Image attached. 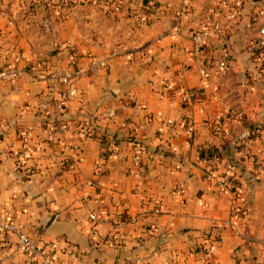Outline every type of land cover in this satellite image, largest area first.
<instances>
[{
	"label": "crops",
	"instance_id": "1",
	"mask_svg": "<svg viewBox=\"0 0 264 264\" xmlns=\"http://www.w3.org/2000/svg\"><path fill=\"white\" fill-rule=\"evenodd\" d=\"M64 1L0 0V64L26 71L0 84V214L57 264H264V0ZM212 156L242 184L237 231ZM0 264L33 263L7 236Z\"/></svg>",
	"mask_w": 264,
	"mask_h": 264
},
{
	"label": "built area",
	"instance_id": "2",
	"mask_svg": "<svg viewBox=\"0 0 264 264\" xmlns=\"http://www.w3.org/2000/svg\"><path fill=\"white\" fill-rule=\"evenodd\" d=\"M79 2H82V0H66L62 4L54 3V5H57V9L60 12H63L66 16L67 12L74 8ZM227 4L230 6L229 8H234L236 5H233L232 3ZM229 9L228 11V19H232L233 12L237 9ZM110 10L113 13H119L121 11V5L119 3H114ZM213 30L218 33L222 29V25L220 22H215L212 24ZM261 34L264 35V30H261ZM208 35L207 32L201 33L196 36V41L201 42L203 37ZM253 50L258 51L259 55L255 58L260 59L261 65L259 68L261 70L264 69V38L258 40L256 43L253 44ZM72 67L74 66L76 69L73 70L72 73H67L66 75H63L60 78V81L64 89L61 91V102L60 106L62 104H67L76 93V88L74 87V79H77L78 77L82 76L83 69L77 68V61L75 59H72L71 63ZM92 64H97L96 61H93ZM101 65H105L104 62L100 63ZM225 58H223L220 62L221 67H225ZM25 69L21 68L18 65H9V64H0V84L4 81H10L20 78L24 73ZM195 98V93L193 91L185 92L182 97L181 101L183 103L189 104L192 102V100ZM236 111L230 110L229 113L236 114ZM82 133L84 135H89L92 133L91 127H89L87 124L84 125ZM256 133H261L260 129H256ZM22 139L24 141H27V135L23 134ZM28 152V149L25 147V150L21 152L22 156H25V154ZM116 151L111 150L110 155H113ZM217 159L211 160L208 168H207V174L210 181L214 183V185L222 190L227 189L230 191V193L234 196V202L231 207V215L229 219L225 221V226L230 227L233 231H237V222L244 218L246 215V210L243 206L239 205L237 200L242 197V184L234 179L232 176H230V165L224 164L225 170L217 174V168H218V162ZM264 167L261 163H258L257 169L262 170ZM103 172V167H98L97 175L99 176ZM92 220H96L97 217L95 215L91 216ZM7 236H15L17 247L18 249L31 261L33 264H57L54 251L56 246L52 243H45L42 240H32L28 236V234L24 231V228L22 225L12 222L10 219L3 217L0 214V238L7 237ZM213 244V240L210 238L206 242V246L202 247L201 251L208 252ZM69 253H73L72 249L67 250ZM198 264H208L207 262H199Z\"/></svg>",
	"mask_w": 264,
	"mask_h": 264
},
{
	"label": "trees",
	"instance_id": "3",
	"mask_svg": "<svg viewBox=\"0 0 264 264\" xmlns=\"http://www.w3.org/2000/svg\"><path fill=\"white\" fill-rule=\"evenodd\" d=\"M259 55V52L258 51H253V54H252V56L253 57H256V56H258ZM212 157H215V156H212ZM209 158H211L210 156H209ZM216 159H217V157H215ZM259 163V162H258ZM235 166V165H234Z\"/></svg>",
	"mask_w": 264,
	"mask_h": 264
}]
</instances>
